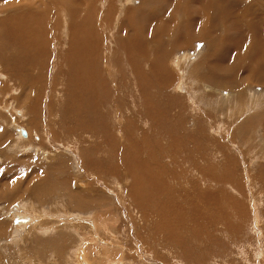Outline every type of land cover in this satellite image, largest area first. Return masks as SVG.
Here are the masks:
<instances>
[{
    "label": "rangeland",
    "instance_id": "374dc122",
    "mask_svg": "<svg viewBox=\"0 0 264 264\" xmlns=\"http://www.w3.org/2000/svg\"><path fill=\"white\" fill-rule=\"evenodd\" d=\"M187 1L0 0V264H264V23Z\"/></svg>",
    "mask_w": 264,
    "mask_h": 264
},
{
    "label": "bare ground",
    "instance_id": "6f19581e",
    "mask_svg": "<svg viewBox=\"0 0 264 264\" xmlns=\"http://www.w3.org/2000/svg\"><path fill=\"white\" fill-rule=\"evenodd\" d=\"M118 1V0H117ZM142 1V3H141V5H144V4H147L148 3V0H141ZM146 1V2H145ZM189 1V0H188ZM187 1V2H188ZM223 1V2H222ZM210 0V1H208V0H191V1H189V2H194L195 3V6H199L200 8H203V6L204 7H206V9H208V10H210V9H212V7H216L217 6V4H223L222 6H221V12L220 13H217V11H215L214 9H213V13H212V16H215V17H217L218 16V14L220 15V16H222V17H226V18H228L229 20L228 21H230V23L228 24L229 26H231V28H237V30H242V28L244 29V27H245V29L246 28H248V31L250 30V27L253 25V26H255V28H257L258 26L261 28L262 27V24L264 23V12H259L260 10H261V8H263L264 9V0H253V2H255V10L257 11V13H256V11H255V13H254V16H256V20L255 19H253V21H251V22H245V21H243L242 20V18H244V17H246V16H252L251 15V11H253V9L252 8H250V7H248L247 5H244V2L246 1V0ZM13 2V1H12ZM70 2V1H69ZM72 2V1H71ZM107 1H105V3H106ZM113 2V1H112ZM128 2V1H127ZM247 2V1H246ZM7 3V2H6ZM13 3H15V2H13ZM16 3H19V2H16ZM26 3V2H25ZM123 3V4H122ZM122 3H119V4H121L120 5V7L121 8H123V10L122 11H125V9H126V4H125V0H124V2H122ZM3 4V3H2ZM8 4H10L9 2H8ZM21 4V3H20ZM26 4H28V3H26ZM25 4V5H26ZM69 4H71V3H69ZM68 4V5H69ZM113 3H107L106 5L108 6V7H110L111 8V5H112ZM130 4V3H129ZM188 4V3H187ZM197 4V5H196ZM247 4H249V3H247ZM12 5V4H11ZM102 5V4H101ZM149 5V4H148ZM244 5V9H242L243 11H244V15L242 16V17H239V14H238V11L239 10H237V9H240L242 6ZM250 5H252V2H250ZM10 6V5H9ZM18 6V4L16 5V7ZM126 6V7H125ZM11 8H12V6H10ZM32 7V4H28V5H26L25 7L24 6H22V4H21V6L19 7L18 6V12L19 13H24L25 11L27 12V11H29L30 9L29 8H31ZM101 7V6H100ZM211 7V8H210ZM14 8V7H13ZM70 8V7H69ZM220 8V7H219ZM258 8H259V10H258ZM33 9V8H32ZM138 9V7H128V12L125 14V16L127 17L128 16V19L127 20H125V21H127V22H125V21H123L122 23H128L127 24V26H129V27H131V28H133L132 26L134 25V23H130V21H132L133 19H131L132 18V16L131 15H134V13H136L137 10ZM142 9V8H141ZM206 9H204V11L206 10ZM217 9H218V7H217ZM233 9H236V11H234ZM120 10V12H122ZM228 10H230L231 12H229ZM31 11V10H30ZM36 11H37V9H36ZM119 11V10H118ZM212 11V10H211ZM228 11V12H227ZM242 11V12H243ZM10 12V11H9ZM147 12V11H146ZM146 12H142L141 11V13L139 12V14L140 15H142L143 16V14H145ZM152 13H153V11H151ZM150 12V13H151ZM189 12H191V11H189ZM240 12V11H239ZM39 13V12H38ZM150 14V15H153V14ZM193 13H194V11H193ZM198 13V12H197ZM200 13V12H199ZM7 14V13H6ZM42 14V13H41ZM40 14V15H41ZM120 14V13H119ZM174 14V13H173ZM172 14V15H173ZM178 14V13H177ZM205 14H206V12H205ZM240 14H242V13H240ZM21 15H23V14H21ZM38 15V14H37ZM44 15V14H43ZM42 15V16H43ZM148 15V14H147ZM149 15V16H150ZM176 15V14H175ZM175 15H173V16H175ZM203 15V14H202ZM209 15V14H208ZM141 16V17H142ZM157 15H155V17H156ZM187 16V15H186ZM197 16V15H196ZM200 16V15H199ZM211 16V17H212ZM35 17V16H34ZM38 17V16H37ZM184 17V16H183ZM209 17V16H208ZM44 18V17H43ZM185 18V17H184ZM184 18H181L180 19V21H179V23H181L182 25H184V26H182L183 28H190L192 25H194L193 23H194V21H193V19L191 18V17H187L186 19H188V20H186L185 21V19ZM21 19H23V16L21 17ZM139 19H141V18H139ZM138 19V20H139ZM148 19V18H147ZM165 19V18H164ZM175 19V18H174ZM217 19V18H216ZM6 20V19H5ZM38 20V19H37ZM44 20V19H43ZM143 20V19H142ZM150 20V19H149ZM151 20H152V18H151ZM249 20V19H248ZM3 21H4V19H3ZM11 21V20H10ZM31 21V20H30ZM33 21V20H32ZM155 21V20H154ZM160 24L161 23H163L164 21L161 19V20H157ZM157 21H155L156 23H158ZM185 21V22H184ZM213 21V20H212ZM222 21V20H221ZM224 21L225 22H227V19L225 20L224 19ZM134 22V21H133ZM182 22H184V23H182ZM187 22H190V26H189V23H187ZM219 22H220V20H219ZM23 23H25L27 26L26 27H28L29 26V17H27V20H26V22H23ZM121 23V24H122ZM140 23V22H139ZM148 23V22H147ZM146 23V24H147ZM154 23V22H153ZM158 23V24H159ZM188 24V26H187V24ZM109 24V23H108ZM142 24V23H141ZM149 24V23H148ZM151 24V23H150ZM40 25V24H39ZM144 25V24H143ZM167 25V24H166ZM148 25H146V27H147ZM177 26H180V24H178ZM176 26V27H177ZM223 27L224 26V23H223V21L220 23V24H217V23H215V22H210V23H208L207 24V22L206 21H204V23H203V26H201V27H199L201 30H212L211 28H217V27ZM257 26V27H256ZM93 27V26H92ZM136 27V26H135ZM181 27V28H182ZM225 27V26H224ZM258 27V28H259ZM264 27V26H263ZM41 28V27H40ZM138 28V27H137ZM166 28V27H165ZM167 28H169V27H167ZM174 28H175V26H174ZM173 28V29H174ZM259 28V29H260ZM134 29V28H133ZM146 29H149V28H146ZM153 29V28H152ZM154 29H162V26H158V27H155ZM176 29V28H175ZM191 29V28H190ZM218 29V28H217ZM253 29V28H252ZM25 30V29H24ZM42 30V29H41ZM137 30V29H136ZM228 30V29H227ZM236 30V31H237ZM257 30V29H256ZM27 31V30H26ZM232 31H233V29H232ZM233 33V32H232ZM154 34V33H153ZM169 34V33H168ZM203 34V35H202ZM236 34H237V32H236ZM202 37H206L205 35H204V33L203 32H201V34H200ZM140 36V35H139ZM137 38H139V37H137ZM152 38V37H151ZM228 38V37H227ZM69 39V38H68ZM225 39V38H224ZM239 38H235V37H231V39H225V41L227 40H230V41H233V40H238ZM27 41V40H26ZM207 41H209L208 39H207ZM206 41V42H207ZM154 42V41H153ZM144 43V42H143ZM259 48H263V51H264V42H263V40H262V42L259 44ZM257 49V48H256ZM261 51V50H260ZM187 53H188V51H187ZM8 56V55H7ZM185 56V55H184ZM103 57V56H102ZM190 57H185L184 58V61H182V60H180L179 62L181 63V61L182 62H184V63H186L187 61H189L190 59H189ZM49 59V58H48ZM185 59L187 60L186 62H185ZM183 63V64H184ZM260 63V62H259ZM178 65V64H177ZM107 66V65H106ZM187 66H188V64H187ZM263 66H264V63H263ZM264 68V67H263ZM4 70V69H3ZM189 70V69H188ZM239 70V69H238ZM188 72V71H187ZM1 75V74H0ZM188 79V78H187ZM191 79V78H190ZM193 79V78H192ZM31 83V82H30ZM28 85V84H27ZM191 85H192V82H191ZM2 86V85H1ZM20 87H21V85H20ZM19 88V87H18ZM18 90V89H17ZM184 91V90H183ZM21 96V95H20ZM28 98V97H27ZM253 98V97H252ZM8 107V106H7ZM6 107V108H7ZM9 108H11V105H10V107ZM0 110H1V108H0ZM9 110V109H8ZM4 111V110H3ZM11 113H12V111H11ZM13 114V113H12ZM8 115H10V114H8ZM19 116V115H18ZM4 120V119H3ZM9 122H11L12 123V120L11 121H9ZM4 123V122H3ZM18 123V122H17ZM8 125V124H7ZM10 129V128H9ZM24 129V128H23ZM29 133V132H28ZM27 134V133H26ZM3 136V135H2ZM28 137V136H27ZM22 138V137H21ZM22 139H24L25 140V138H22ZM16 140H17V138H16ZM21 141V140H20ZM17 143V142H16ZM16 143H14V144H16ZM3 144V143H2ZM10 144V143H9ZM14 144H12L13 146H14ZM16 146V145H15ZM9 147V146H8ZM13 148V147H12ZM60 162V161H59ZM59 171V170H58ZM37 200V199H36ZM18 209V208H17ZM256 212V211H255ZM22 230V229H21ZM19 234V233H18ZM106 256V255H105ZM82 258V257H81ZM81 261H82V264H88V261H84V260H82L81 259Z\"/></svg>",
    "mask_w": 264,
    "mask_h": 264
}]
</instances>
